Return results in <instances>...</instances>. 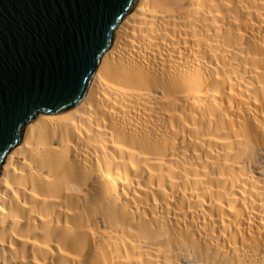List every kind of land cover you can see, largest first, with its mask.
<instances>
[{"label": "bare ground", "instance_id": "1", "mask_svg": "<svg viewBox=\"0 0 264 264\" xmlns=\"http://www.w3.org/2000/svg\"><path fill=\"white\" fill-rule=\"evenodd\" d=\"M0 264H264V0H140L4 160Z\"/></svg>", "mask_w": 264, "mask_h": 264}, {"label": "water", "instance_id": "2", "mask_svg": "<svg viewBox=\"0 0 264 264\" xmlns=\"http://www.w3.org/2000/svg\"><path fill=\"white\" fill-rule=\"evenodd\" d=\"M139 1L0 0V172L31 121L83 100Z\"/></svg>", "mask_w": 264, "mask_h": 264}]
</instances>
